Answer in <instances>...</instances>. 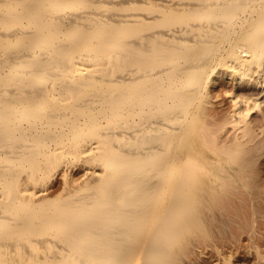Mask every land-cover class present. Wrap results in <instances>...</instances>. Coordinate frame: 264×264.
Listing matches in <instances>:
<instances>
[{
	"label": "bare ground",
	"instance_id": "6f19581e",
	"mask_svg": "<svg viewBox=\"0 0 264 264\" xmlns=\"http://www.w3.org/2000/svg\"><path fill=\"white\" fill-rule=\"evenodd\" d=\"M260 128L264 0H0V264H169Z\"/></svg>",
	"mask_w": 264,
	"mask_h": 264
},
{
	"label": "rangeland",
	"instance_id": "374dc122",
	"mask_svg": "<svg viewBox=\"0 0 264 264\" xmlns=\"http://www.w3.org/2000/svg\"><path fill=\"white\" fill-rule=\"evenodd\" d=\"M211 87L212 88H210V90H208V94H207V96L209 97L208 98V100H209L208 105L211 107L214 106V108H215L216 107L215 105L218 106L220 103L221 105L223 104V106L225 107L227 99L225 96L222 95L220 87H217V85H214V86L212 85ZM213 94H215V95H213ZM221 95H222V97H221ZM215 102H217V103H215ZM223 106H218V107L224 108ZM220 108H218V109H220ZM257 131H258V133H257ZM254 135L255 136L253 137L252 141H249L243 145L242 153L240 154V158H239V162L243 165V167H242V165L239 167L236 164H227V168L224 170L229 173L230 178L228 177V173H225V171L223 172V170H222L221 171L222 175L219 179V180H221V181H219L221 183V185L219 186L218 190L215 191L214 193H211V196H209V199H208V196H207V198H204L205 195H203L204 197L202 196L200 200H201V202L203 201L204 203H201L199 201L200 203L197 204V206L199 208L196 206L194 211H193L194 215L197 212L198 215H195L196 217L197 216L199 217L200 215L202 216L203 219L198 218L200 220L199 224L202 225L203 229L208 227L207 229H210L211 235L210 234L206 235L207 233L205 234L204 232H203L204 234L203 233L201 234L203 229L200 231L199 228H197V230L200 231V233H199L196 229L193 228L194 226H192L189 230L190 232L188 231L187 234H189V236L191 237L189 239L192 240V242H194V243L196 242L197 246H195V244L192 243L191 241H190V243H192V245L190 246V243H188L189 242L188 241L189 236L185 233L184 238H182V241L179 243V245L182 244L181 246H184L182 248H185L186 245L188 244L187 246L190 249L185 248V250L187 249L188 252H187V250L185 251L183 249L182 252L180 253V252H178L179 248H180V250L182 248L178 245V247L176 249L178 251L176 253L177 254L179 253L178 254L179 256L177 254L173 255L170 259L173 261L171 262L169 260V262H170L169 264H253V263L254 264H264V128L257 129L255 131ZM259 138H260V140H259ZM257 139H258V141H257ZM254 140L257 141V144ZM260 142L263 144L258 145V143H260ZM253 143L255 144V146ZM257 145H258V147L256 148ZM250 147L252 148V150L250 149ZM253 147H254V149H253ZM243 151H244V153H243ZM254 155H256V156H254ZM251 158H254V159L252 160ZM248 160H250L249 163H248ZM260 160H262V161H260ZM244 161L247 163H244ZM220 163L224 164L221 161H219V163L216 165V167H219L221 165ZM254 163L256 164V166L258 168V169L256 168L257 170H255V164ZM251 166L254 167V169ZM76 167H78V165H76ZM251 168H252L254 174L256 172L255 175L253 174V172L250 173ZM231 171H232L233 175L231 174ZM57 173L58 172H56L54 174L53 178H51V180H49L48 184L53 185L55 182L59 183L60 175H57ZM242 176H244V177H242ZM222 178H224L225 181ZM235 178H237V179H235ZM226 180L230 181L231 184H229L230 182L226 183ZM250 180L253 182L252 184H251ZM255 182L259 185H257ZM226 185H228V186H226ZM239 186L244 191L243 194H240V192L242 193L243 191H240L241 189L239 188ZM228 188H230V189H228ZM251 189L253 191H250ZM232 192L234 194H232ZM237 192H239L238 195L239 194L242 195L241 196L242 198L238 195H237V198L235 197ZM221 194H222V196H221ZM229 196H230V198H228ZM223 199L225 200V204H227V205H225V204L223 205V203H224ZM230 199H231V202H230ZM227 200H229V202ZM233 200H234V202H233ZM207 201H209V202H207ZM221 203H222V205H220ZM230 203L233 204L232 206H234L235 204H237V206L235 205V207L233 208L230 205ZM239 203H240L241 207L239 206ZM200 204H201V206H200ZM225 206H227V207L225 208ZM212 208H213V210H212ZM224 208L226 210L230 209L229 211H231V212L228 211L229 212L228 213ZM214 210L217 213L216 214L217 217L215 215ZM202 211L203 212L206 211L205 216L203 215ZM212 211L214 213H212ZM220 211L222 213H224V214H222L223 216L221 215ZM226 213L228 215H226ZM232 213H233V215H232ZM206 216L210 220H207ZM219 216H220V218H219ZM221 219L224 221L223 224H222L223 221ZM211 222H214L213 224H215L216 222L218 224H221L222 226H219L217 224L219 227H223V228L227 227L226 229H224L225 233H223L221 235L220 232H218L219 233V236H218L217 232H215L214 230H211V229L216 227V224H215V225H212L213 227L210 228V226L212 224ZM225 222H226V224H225ZM228 224H230V225H228ZM204 226H206V227H204ZM199 227H200V225H199ZM202 227H200V229ZM230 231H232V232H230ZM192 232H194L195 234H198V235L196 236ZM200 235H202L204 238H201L202 236H200ZM196 237L199 238L200 240L198 239V241H197ZM211 237H212V239H211ZM205 238H208V239L206 240ZM184 240H186L188 242H186V241L183 242ZM193 244H194V246H193ZM184 251L186 252V254H184L185 253ZM174 253H175V251H174ZM174 257H176V258H174Z\"/></svg>",
	"mask_w": 264,
	"mask_h": 264
}]
</instances>
